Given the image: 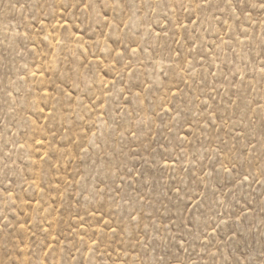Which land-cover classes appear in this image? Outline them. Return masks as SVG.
Returning a JSON list of instances; mask_svg holds the SVG:
<instances>
[{
	"label": "rangeland",
	"instance_id": "374dc122",
	"mask_svg": "<svg viewBox=\"0 0 264 264\" xmlns=\"http://www.w3.org/2000/svg\"><path fill=\"white\" fill-rule=\"evenodd\" d=\"M0 264H264V0H0Z\"/></svg>",
	"mask_w": 264,
	"mask_h": 264
}]
</instances>
